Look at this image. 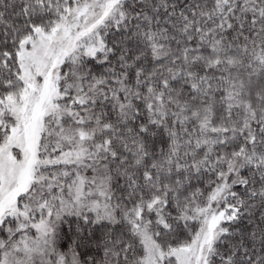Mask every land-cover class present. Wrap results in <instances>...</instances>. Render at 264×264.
Listing matches in <instances>:
<instances>
[{
  "label": "snow or ice",
  "instance_id": "obj_1",
  "mask_svg": "<svg viewBox=\"0 0 264 264\" xmlns=\"http://www.w3.org/2000/svg\"><path fill=\"white\" fill-rule=\"evenodd\" d=\"M0 264H264V0H0Z\"/></svg>",
  "mask_w": 264,
  "mask_h": 264
}]
</instances>
